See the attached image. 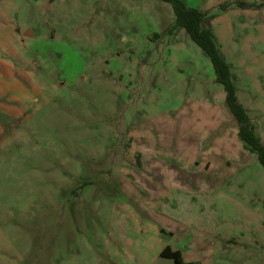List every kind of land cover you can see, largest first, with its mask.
I'll return each mask as SVG.
<instances>
[{"label": "rangeland", "instance_id": "374dc122", "mask_svg": "<svg viewBox=\"0 0 264 264\" xmlns=\"http://www.w3.org/2000/svg\"><path fill=\"white\" fill-rule=\"evenodd\" d=\"M214 1L186 4L221 15L217 42L264 145V0ZM173 22L162 0H0V264H95L106 244L133 264L136 242L147 264H173L161 245L264 264V168Z\"/></svg>", "mask_w": 264, "mask_h": 264}, {"label": "trees", "instance_id": "16d2710c", "mask_svg": "<svg viewBox=\"0 0 264 264\" xmlns=\"http://www.w3.org/2000/svg\"><path fill=\"white\" fill-rule=\"evenodd\" d=\"M162 1L170 3L174 14V22L169 28V31H173L178 27H183L190 38L209 57L215 73V80L220 83L224 89L225 104L237 123L238 137L247 149L256 153L258 161L264 168V145L260 137L255 133L254 124L246 108L236 96L230 66L219 53L212 32L201 26V21L207 12L188 7L184 0ZM239 4L242 6L247 5L244 2H240ZM160 255L172 259L173 264H198L196 262H185L181 252L179 250H172L169 246H165Z\"/></svg>", "mask_w": 264, "mask_h": 264}, {"label": "crops", "instance_id": "0c3cea01", "mask_svg": "<svg viewBox=\"0 0 264 264\" xmlns=\"http://www.w3.org/2000/svg\"><path fill=\"white\" fill-rule=\"evenodd\" d=\"M184 2L186 4V0H184ZM240 2H244V3L247 4L246 6L252 7V8H256L257 5H258L256 2H246V1H242V0H216V1H214L213 5L214 6H218V8H222L223 9L224 7H229V6H242V5L239 4ZM186 5L188 6V4H186ZM199 10L200 11H204V9H200V8H199ZM205 12H207V13H206V15L203 17V19L201 21V26L203 28L209 29L212 32L213 39L215 41V44L217 46V49H218L219 53L221 54V56L223 57V55H222V53L220 51V45L217 42V36H218V33L223 34L224 32H226L227 28L225 29L223 25H220L221 23L219 24V27H218L217 30L215 28H213V22L212 21L216 17H218L220 14L216 15L213 19H211V17H213L212 12L209 11V10H205ZM219 18H221V15L219 16ZM228 64L230 66V63H228ZM232 75H233V73H232ZM224 97H225V93H224ZM224 103H225V98H224ZM225 106H226V104H225ZM251 121H252V119H251ZM240 142H241L242 147L244 149H246L245 146H244V143L241 140H240ZM144 154L146 155V153H144ZM145 160H147V157L145 158ZM144 165L146 166V165H148V163L145 161V164ZM145 177H148L150 179V181H152V179H153V181L157 185H161L162 184L163 177L161 179L160 174H158V175L156 174L155 177H154L152 174H150V173L147 174V171H145ZM142 181L145 182L148 185V181L147 180H142ZM195 188L196 187L193 184L192 187L189 188V189L194 192ZM157 191H159V190L157 189ZM157 195H158V193L154 196V200L155 201H156V196ZM139 198H140V200H142L146 204H148V203L150 204V202H151L150 193H147V195L145 193V196H143V194L140 193ZM161 204H164V202L162 201ZM128 216L131 217V218H133L132 217L133 216L132 213H129ZM130 223H131V225L129 227H127L126 233L135 235V241H136L137 235H141L140 234L141 229L144 230L147 226L145 224H143L141 226L136 221L135 222H130ZM153 230H154V232H156L157 231L156 230V227H154ZM129 242H130V240H129ZM142 246L143 245H141L138 242L134 243L133 245H131V244L125 245V247H128V250L127 251L133 250L134 252H136V253H134V255L137 254V258L140 260L139 262H134L133 264H147V262H146V260H147L146 259V252H144L145 250H144V248ZM164 247H165L164 245H161V246L156 247L155 248V250H156V253L155 254L160 255V253H161V251L163 250ZM190 248H192V247H185L182 250L179 246H175V247L172 246L171 247V249H173V250H179L181 252L182 258H183V260L185 262H196L197 263V261L192 260V257L190 255L191 253H190V250H189ZM105 251H106V253L104 255L98 256L99 258L95 262V264H131L129 260H126V261L124 260L125 259L124 255H121V253H119V251L117 249H115V245L106 244L105 245ZM128 257H129V255L127 256V258ZM100 259H102V260H100Z\"/></svg>", "mask_w": 264, "mask_h": 264}]
</instances>
